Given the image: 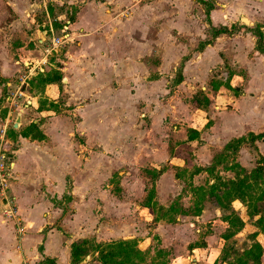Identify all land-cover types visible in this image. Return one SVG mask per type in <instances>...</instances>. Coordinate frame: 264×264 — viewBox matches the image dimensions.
<instances>
[{
	"label": "rangeland",
	"instance_id": "374dc122",
	"mask_svg": "<svg viewBox=\"0 0 264 264\" xmlns=\"http://www.w3.org/2000/svg\"><path fill=\"white\" fill-rule=\"evenodd\" d=\"M33 1L0 0V75L2 60L10 56L9 71L19 75L13 66L19 60L17 50L23 46L35 50L31 40L37 31L47 29L44 25L49 17L76 19L78 7L66 0H48L46 9L31 7ZM205 1L208 6L194 0H133L130 6L115 10L114 16L124 25L130 23L125 30L128 34L139 41L148 33L153 42V56L141 53L138 59L145 56L154 62L166 50L163 72L168 82L140 89V102L133 105L126 119L100 118L98 125L88 116L84 130L80 116L75 117L76 106H67L63 86L55 92L59 101L56 109L46 96L48 90L44 91L48 85L39 86L35 81L38 76L27 80L21 96L6 85L7 79L0 78V160L5 164L0 175H6L4 187L0 186V216L12 210L16 225H25L15 215L17 203L9 194L12 186L8 189L16 170L10 165L18 160V142L25 131L22 127L16 133L20 128L14 125L19 114L29 108L27 123L38 118L32 105V97L38 96V110L51 108L57 116L72 118L71 138L77 152L67 157L69 167H45L38 176L42 180L32 188L47 192L48 197L40 201L44 209L74 207L72 192L77 188L83 193L86 199L78 202L86 214L81 221L82 237L76 241H89L90 251L97 244L136 241L144 258L140 264H256L246 253L255 244L264 248L259 224L264 217V200L260 201L264 199V176L256 180L251 175L259 166L264 167V141L246 143L235 155L227 145L264 131V56L257 50V35L264 38V0ZM208 7H212L209 13ZM135 12L137 20L133 22ZM213 27H227L230 33L215 38ZM75 42L74 38L68 46ZM134 73L139 79L144 77L140 70L130 71L131 81ZM143 81L138 84L144 87ZM16 94L18 101L13 103ZM44 141L49 142L46 136ZM155 148L157 154L152 153ZM221 160L224 163L219 165ZM157 171L162 176L154 179ZM231 182L251 185L249 196L226 200ZM59 183L66 185L57 199L50 191L62 192ZM151 192L154 199L149 201ZM95 255L91 252L83 260ZM41 261L33 263H45Z\"/></svg>",
	"mask_w": 264,
	"mask_h": 264
},
{
	"label": "crops",
	"instance_id": "0c3cea01",
	"mask_svg": "<svg viewBox=\"0 0 264 264\" xmlns=\"http://www.w3.org/2000/svg\"><path fill=\"white\" fill-rule=\"evenodd\" d=\"M47 1L35 0L32 2L34 5H31V7L36 6L46 9ZM50 1L57 2L58 0ZM66 1L70 6L78 7L76 19L72 20L67 15H60L61 17L57 18L60 25L65 21H71L72 35L76 41L74 45L67 48L59 56H52L49 53L50 47L47 43L50 40V36L46 35L48 28H43V31H40V33L37 31L31 40L35 50L26 49V46L17 50L18 53L16 54L19 60L16 59L13 66H17L15 70L19 72V75L17 76L15 71L12 73L9 71L8 64L12 60L10 56L9 59L2 60L4 67L0 78L7 79L6 85L15 89V92L20 93L21 96L23 95L21 89L28 85L27 80L31 81L37 76H45L51 72H61L64 74L62 84L48 85L44 91L48 90L46 96L49 97V102H53L54 107L57 109L59 101L55 92H59L60 86H63L64 93L68 96L67 106H71V104L76 106V109H74L75 117L80 116V125L84 130L87 128L88 116L98 122V125L101 124L100 118L104 119L111 116L126 119L129 116L127 113L130 110L132 111L133 105L138 101L140 102L138 97L140 89L153 88L152 86L168 82L165 71L163 72V64L166 62V48H163L162 51H165L154 62V58L151 60L144 59V54L148 57L153 56L151 52L154 45L148 33L142 34L144 40L138 41L133 35L125 31L130 23L124 25L125 22L114 16L115 10L119 9L120 11L121 8L130 6L133 0H120L122 3H110V1H107L108 3H97L96 0H94L95 3ZM190 1L192 2V0ZM136 14L135 12L132 21L137 20ZM47 23L44 27H48L50 20ZM190 23L193 24L192 21ZM190 30L191 36H194V28ZM141 53H144L141 55L144 57L138 59ZM37 54L38 56L35 57ZM53 62L57 66H54ZM137 70H140L144 77L139 79L136 77L137 74L134 73L131 81L129 72H137ZM154 70H156L155 76H153ZM188 70L189 66L187 64L183 72L185 80ZM124 72L128 73V77ZM141 80H144V87L138 84ZM125 83L129 86L125 87ZM52 90L55 91L51 95ZM39 95H41V92ZM17 97L16 94L15 99L11 101L13 103L17 102ZM89 100L91 105L89 102L86 106H82L84 101ZM39 101L38 96L32 97L33 110H37L36 115L38 118L27 123L26 114H28L30 108L28 111L24 110L21 116L20 129L16 133L20 132L22 127L26 130L32 124H36L49 142L47 144L45 141H32L30 138L20 136L18 143L21 146L16 151L18 160L13 163V168L16 167L17 171L15 170L14 176L11 175L13 182L9 183L8 189L10 190L12 186L9 194L17 203L16 217H19V220H23L25 223V225L22 224L24 233L20 234L18 224L16 225L17 219L13 216L11 218L8 212L4 216H0V264H20L24 260L33 262L36 259L42 260L41 262L52 259L56 264H73L72 244L80 239L82 237L80 234L83 233L81 221L86 212L81 203L78 202V200L86 199L82 198L83 193L79 194L77 188L72 192V200H74L76 207L61 209L49 206L44 209L40 207V201L48 197L47 192L39 193L32 188L33 185L42 180L38 178L41 175L40 171L42 172L47 166L69 167L67 157L71 158L70 154L77 152L73 138H71L74 133H71L69 120L72 122V118L65 115L57 116L51 108L42 107L38 110ZM23 104H19L20 109ZM109 107L110 109H108ZM48 115L50 118L44 124H41L42 118L49 117ZM79 133L84 134V131ZM121 150L125 151L126 149L121 147ZM157 150V148L153 149L152 153L157 154ZM129 162H132V160ZM58 186L61 190L63 188L62 192L53 189L50 191L53 194L52 196L57 199L61 197L59 194L65 192L64 187H62L63 183H59ZM80 264L101 263L95 255L90 260L85 259Z\"/></svg>",
	"mask_w": 264,
	"mask_h": 264
},
{
	"label": "trees",
	"instance_id": "16d2710c",
	"mask_svg": "<svg viewBox=\"0 0 264 264\" xmlns=\"http://www.w3.org/2000/svg\"><path fill=\"white\" fill-rule=\"evenodd\" d=\"M196 2H199L202 5L208 6V3H206L205 0H194ZM212 7H208L207 12H211ZM56 27H59V25H56ZM214 28V27H213ZM215 38H218L221 35L229 34L230 31L227 27H222L220 30H215ZM259 38L258 44H257V50L264 56V38L263 35L259 34L257 35ZM207 45H210L207 43ZM203 49V48H201ZM183 79V77H182ZM179 80V83L181 80ZM35 81H37V84L39 86H46L51 85L55 83H61L62 82V76L58 72H51L45 76L40 75ZM178 83V84H179ZM209 102V101H208ZM15 133V131H13ZM21 136L23 138H30L35 141H44L45 135L41 132L40 127L36 124H32L30 127H28ZM259 141H264V131L259 134L251 133L249 135V139L242 137L240 139H237L235 141H232L227 145V149L231 151L232 155H235L239 152L240 148L246 144H254ZM224 163L223 160L219 161V165H222ZM158 172V171H157ZM156 172L154 179H157L162 176V173L159 171ZM242 172H245L243 170ZM264 176V167L259 166L256 170L253 171V174L251 175V178L259 180ZM231 189L227 192V195L225 196L226 200H245L249 196L248 190H250L251 185L246 186V182H231ZM153 192V191H152ZM150 193L149 195V201H152L154 199V194ZM264 198V192L262 193ZM264 199H261L260 201H263ZM259 213V212H258ZM232 222H237L232 221ZM259 224L263 227L264 232V217H261L259 219ZM89 241L87 240H78L75 241L72 244V263L73 264H80L85 257L90 256L91 252L95 253L98 257V261L101 264H140L144 261L142 252L138 249V244L136 241H120V242H113L110 244H97L95 245V248L90 251L88 245ZM247 257L251 259L256 264H262V259L264 256V248L260 244H255L247 253ZM44 264H56L55 261L52 259L45 260ZM234 264V263H229ZM242 264H246L245 262H242Z\"/></svg>",
	"mask_w": 264,
	"mask_h": 264
},
{
	"label": "built area",
	"instance_id": "2783aa9c",
	"mask_svg": "<svg viewBox=\"0 0 264 264\" xmlns=\"http://www.w3.org/2000/svg\"><path fill=\"white\" fill-rule=\"evenodd\" d=\"M50 23L48 25V29L46 31V35L51 37V43L48 45L49 48V53L52 56H59L61 55L69 46L68 44L74 40L73 35H72V30H71V21H65L60 25V27H56V23L58 20H52L49 17ZM5 160V156H4ZM13 166V163L10 165V167ZM13 168V167H12ZM5 171V164L4 161L1 162L0 160V173ZM1 177V183L0 186L4 187V184L6 183V175H0ZM8 214L12 217L14 216V212L10 210ZM20 229V234L24 233V229L20 223L18 225ZM20 264H35L31 262L30 260H24Z\"/></svg>",
	"mask_w": 264,
	"mask_h": 264
},
{
	"label": "water",
	"instance_id": "95a60500",
	"mask_svg": "<svg viewBox=\"0 0 264 264\" xmlns=\"http://www.w3.org/2000/svg\"><path fill=\"white\" fill-rule=\"evenodd\" d=\"M245 22L248 23L247 21H245ZM21 116H22V114H19V118L17 119V121H16V123H15V125H14V128H15V129H18L19 126H20V123H21Z\"/></svg>",
	"mask_w": 264,
	"mask_h": 264
}]
</instances>
